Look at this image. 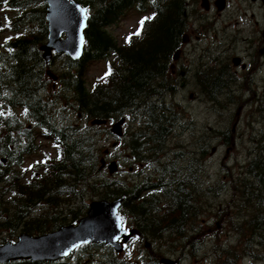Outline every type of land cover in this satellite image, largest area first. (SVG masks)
<instances>
[{
  "label": "trees",
  "instance_id": "obj_1",
  "mask_svg": "<svg viewBox=\"0 0 264 264\" xmlns=\"http://www.w3.org/2000/svg\"><path fill=\"white\" fill-rule=\"evenodd\" d=\"M76 1L88 11L83 55L77 61L57 55L46 64L41 48L49 37L47 4L2 0L14 16L0 28L11 34L0 45V245L23 234L76 226L93 201L121 199L124 226L137 231L133 240L140 250L122 256L109 245H83L61 261L7 264H163L170 255L186 264L192 258L189 226L196 227L190 222L204 217L224 225L242 246L231 248L222 233L214 242L226 241L218 248L234 254L227 253L228 260L215 253L218 264H264V106L257 113L263 129L250 133L251 159L231 160L216 185L203 187L199 178L208 175L207 168L194 156L204 158L210 140L201 137L196 151L187 152L173 140L178 118L163 115V104L174 92L169 66L189 25L188 0ZM132 17L137 27L120 42L112 30ZM56 62L59 67L52 70ZM100 62H106V71L90 88L88 71ZM199 84L221 106L219 98L231 94L235 81L211 78ZM123 117L135 128L126 131L120 151L130 154L131 165L145 171L149 165L153 171L143 175L140 169L133 180L103 170L102 159L109 155L105 140L113 134L107 126L91 125ZM212 133L216 138L224 132ZM43 141L55 155L43 151ZM111 156L120 162L117 154ZM29 158L35 160L26 166ZM221 185L232 191L222 194L213 210L210 196L212 202L219 199Z\"/></svg>",
  "mask_w": 264,
  "mask_h": 264
},
{
  "label": "flooded vegetation",
  "instance_id": "obj_2",
  "mask_svg": "<svg viewBox=\"0 0 264 264\" xmlns=\"http://www.w3.org/2000/svg\"><path fill=\"white\" fill-rule=\"evenodd\" d=\"M187 4L189 25L169 66L172 80L170 87L174 92L171 96L173 102L165 101L163 104L167 108V112L163 113L164 117L167 120L182 117L192 125L193 116H186L181 104L176 102L181 95L184 99H189L194 93L189 99L194 102L195 96L199 94L198 102L201 101L208 108H217L212 106L215 102L209 100L210 96L199 89V82H209L211 78L235 81L229 92L231 94L227 98L224 94L219 100H239L251 110L260 108L264 99L255 92L262 88L264 94V87L256 83L257 78H264V0H188ZM215 105L220 104L216 102ZM243 105L239 107L235 124L226 120L228 122L220 123V127L229 129L232 126L235 133ZM179 126L177 121L173 127ZM182 126L190 128V124ZM202 221L205 222L203 219L190 222L198 225L193 229L189 228L193 236H200L207 231L208 226L215 224ZM198 231L202 233L198 234ZM133 238L126 246L129 256L134 255L133 251L131 252L132 247L140 250ZM203 241L202 239L195 242L192 239L191 249L196 253L194 261L205 257L206 248ZM200 243V247L205 248L201 252L197 250ZM150 247L151 245L147 244L146 248Z\"/></svg>",
  "mask_w": 264,
  "mask_h": 264
},
{
  "label": "water",
  "instance_id": "obj_3",
  "mask_svg": "<svg viewBox=\"0 0 264 264\" xmlns=\"http://www.w3.org/2000/svg\"><path fill=\"white\" fill-rule=\"evenodd\" d=\"M47 4L48 42L41 48L43 59L50 64L54 56L64 54L77 61L82 57L85 45V30L88 23V11L76 0H37ZM122 120L112 128V133L122 137ZM95 121L93 125L105 124ZM105 162L103 161V167ZM118 163L109 164L111 175L118 172ZM122 200L93 201L88 214L76 226H65L57 231L31 236L23 234L15 243L0 245V264L30 260L32 263L55 262L67 258L83 245H109L117 253L124 251L135 230L126 233L120 215ZM164 264H174L163 259Z\"/></svg>",
  "mask_w": 264,
  "mask_h": 264
},
{
  "label": "rangeland",
  "instance_id": "obj_4",
  "mask_svg": "<svg viewBox=\"0 0 264 264\" xmlns=\"http://www.w3.org/2000/svg\"><path fill=\"white\" fill-rule=\"evenodd\" d=\"M13 16H14V13L5 10L4 7L2 6V0H0V28L4 26L8 17H13ZM136 27H137V19L135 17H132V18H129L128 20L124 21L120 25L115 26L112 31H113V34L115 35V37H117L118 40L121 42L124 40V38L126 36H128L130 33L135 31ZM10 36H11V34L9 32L0 33V45L3 41V39L9 38ZM58 67H59L58 62H56L51 67V69L57 70ZM105 71H106V62H101V63L93 66L88 71V74H87L88 86L91 88L92 84L96 81V79L101 77ZM49 72H50V70H49ZM256 83L258 86L264 87V78L263 79L257 78ZM262 92H263V89L261 88L260 90L258 89L257 92H255V93H257L261 98L264 99V94H262ZM193 95H194V93L191 96L193 97ZM171 96H169L165 100L166 103L168 101H171V103L173 102V97H171ZM198 96H199V94L195 96L196 101H194V102L189 101L188 98L184 99L183 95L179 96V101H176V102H179V104H181L182 111L186 112V116H188V117L193 116L192 122H193V124H196V126H195V129H191L193 125H190V128H187L188 130H182V132H176V133H178L179 136L175 138L174 142L177 144V141H179V144H182L185 146V150L187 152H193V153H194V151H196L195 149H196L197 145H199L201 143L200 138L202 136L212 135V133L210 131L211 129L223 131V129L219 126L220 122L226 123V120H228L231 123L235 124V122L237 121V113L239 112V107L243 105V103L240 102L239 100H231V101H227V102L225 100H220L219 102H221V103H223V101H224V105H222V106L215 105L216 104V102H215V104L212 106H217V108H213L211 105H210V107H212V108H208L201 101L200 102L197 101ZM192 97H190V99ZM260 105L263 108L264 101L262 103H260ZM258 110H259V108L257 110H251L250 107H246V105H243V108L241 109L240 115H239V119H240L239 121L240 122L237 125V127H238L239 131L240 132L243 131L244 134L234 135L233 145H234V142H236V146H231V147H229L230 148L229 149L228 147L220 146L219 145L220 142H219L218 146H215V147L213 146L212 148L209 149L212 151L213 154L211 153V155H210L211 157H209V159L207 161L203 162L205 159L202 160V158H201V160L199 162L202 163L203 167H205L207 165L206 166V168H207L206 173L208 175H206V176L210 181H212V182L218 181L219 178L223 176L222 168L225 167V164L227 166H229L231 164V160L234 159V161L236 160L240 164H243V162L246 161L247 155H248V151L246 150V148L248 147V141L250 140V133L253 130L256 131V130L263 129L261 124L259 123L260 116H258V114H257ZM255 120H257V121H255ZM188 123H190V121L187 120V121H183L181 124L186 125ZM131 124H132V122L129 121L127 126H129L130 128H135L134 126L131 127ZM254 124H255V128H253L251 130L252 125H254ZM104 126H107L110 129L113 128L112 125H109V124L104 125ZM127 126L126 125L123 126V129H122L123 135L121 138L119 137L116 140V137L112 136L108 140H105V144H104L105 154L106 155L109 154L108 159H107V164H106L107 168L106 169L108 170L109 164H110V162H112V160H117V159H113L111 156L112 153H115V154H117L120 162H119V168H118L119 172L117 174H115V176L113 175V177H117V178L121 179L122 173H124L125 175L128 176L129 180H133L134 178H136V176L138 177V175L136 174L137 171L135 172V170L138 167H140V166L143 167V166L140 165V166L136 167V166H133L130 163H128L126 160L122 161V158H124V159L126 158V156H125L126 154L124 153L123 150L120 151V147L122 146V142H121L122 140L121 139H123L125 137L124 135H125L126 131H128ZM129 132H131V131H128V133ZM46 143L47 142L43 141V144H45L43 151L46 153H50L52 155H55L53 148H51L48 143L46 145ZM213 148L214 149L216 148V149L213 150ZM110 156H111V159H110ZM34 159L35 158H29L27 160L26 166L31 165L33 163ZM104 160H106V159H104ZM102 161H103V159H102ZM148 171L153 172L152 169L149 166H147L146 172L143 175H147ZM109 175L112 176L111 174H109ZM214 200L218 201L219 199H214ZM221 200H224V197ZM221 200H219V201H221ZM210 203L212 204L214 202L210 201ZM212 206H214L213 210L218 209L215 203L212 204ZM204 219L206 222L207 218H204ZM205 222L202 221V223H205ZM199 224H200V222H199ZM196 225L197 224H194V226H196ZM125 228L128 231L130 230L129 227H125ZM224 228L225 227L223 225V229ZM209 230H211V231H209ZM223 232H224V230H223ZM221 234H222V231L220 229V226H218L217 224H213L211 226H208L207 231L202 233L200 236H193V234H192V239L195 242L200 241L202 239L206 240L208 243L205 244V248L209 247V246H211V248H206V253H205L204 258H201V259H198L195 261H194V258H191V261L187 262L186 264H218V261L220 260V255H218L214 258L215 254L213 253L212 247H215L218 249L219 245H221L223 242H226L224 240H222L219 244H216L214 242V241H216V239L221 237L220 236ZM222 239H224V238H222ZM226 239H230V242L233 245L231 248L236 247L239 250H241L242 246L238 244L236 237L229 236V237H226ZM135 243H134V245H135ZM162 244H164V242H162L160 245H162ZM191 244H193V242H191ZM200 245H201V243L199 244V246H197V250L199 252H201L205 249V248L202 249L200 247ZM135 249L132 247L131 252L134 250L133 254H136V252H137V250H135ZM147 249H151V248H147ZM127 252H128V250L126 249L122 253H118V254H121L122 256H124V255H127ZM190 252H192V249L190 250ZM183 256H185V253ZM167 257L174 260L177 264L178 257L175 258L172 255L167 256ZM225 258L228 259V257H225ZM179 261L181 262V264L183 263L182 259H180ZM239 263L243 264L245 262L241 261ZM247 264H250V263H247ZM252 264H257V263L252 262Z\"/></svg>",
  "mask_w": 264,
  "mask_h": 264
},
{
  "label": "bare ground",
  "instance_id": "obj_5",
  "mask_svg": "<svg viewBox=\"0 0 264 264\" xmlns=\"http://www.w3.org/2000/svg\"><path fill=\"white\" fill-rule=\"evenodd\" d=\"M141 29V28H140ZM84 36H85V34H84ZM60 55H64V54H60ZM83 55V54H82ZM101 63V62H100ZM196 94V93H195ZM189 99H190V97H189ZM174 113V112H173ZM171 115V114H170ZM133 118H135V117H133ZM261 118H262V116H261ZM175 119V118H174ZM122 120H125V122L123 123L124 125H126L127 126V124H128V122L129 121H131L132 122V120L130 119V118H127V117H123L122 119H120L119 121H117V122H109V121H107V120H103V121H105L106 123L105 124H102V125H98V126H104V125H112V127H115V126H117V124L118 123H120ZM129 120V121H128ZM148 120V119H147ZM240 120V119H239ZM95 121H102V120H95ZM95 121H92L91 122V125H93V123L95 122ZM102 121V122H103ZM179 123H180V126L179 127H173V131H174V133H175V131L176 132H182V130H188L187 129V127H185V126H182L183 124H181L184 120H183V118L182 117H179L178 118V120H177ZM245 121V120H244ZM255 121H257V120H255ZM262 121V120H261ZM138 122V121H137ZM226 122H228V121H226ZM238 122H240V121H238ZM246 122V121H245ZM146 123H147V121H146ZM172 123V122H171ZM220 123H222V122H220ZM219 123V124H220ZM255 123V122H254ZM188 124H190L191 125V123H188ZM123 125V126H124ZM136 125V124H135ZM192 128L191 129H195V126H196V124H193L192 123ZM238 125V124H237ZM93 126H97V125H93ZM123 126H122V129H123ZM132 126H134L133 124H131V127ZM177 126V125H176ZM220 126V125H219ZM137 127V126H136ZM127 128H128V130L130 129V127L129 126H127ZM146 128V127H145ZM203 128V127H202ZM241 128V127H240ZM253 128H255V124L254 125H252V128H251V130L253 129ZM131 129H134V128H131ZM139 129V128H138ZM200 129V128H199ZM223 129V131H221V132H224L223 134L221 133V135L219 136V137H211V135L210 136H202V138L204 139V140H210V143H211V146H209V149L210 148H212L213 146L215 147V146H218V143L220 142V146H224V147H231V146H236V142H234V145H233V137H234V135H238V134H240V135H242V134H244V132L242 131V132H240L239 131V129L237 128H235L236 129V132L234 133L233 132V130H232V126H230L229 127V129H224V128H222ZM213 130L214 131H218V130H216V129H211L210 131H211V133L213 132ZM250 130V129H249ZM112 131V130H111ZM201 131V130H200ZM235 131V130H234ZM173 133V132H172ZM113 134V133H112ZM212 135H213V133H212ZM113 136H115L116 137V140H117V138H119L118 136H116L115 134H113ZM124 136H126V135H124ZM176 136L178 137L179 135H178V133H175V138H176ZM121 138V137H120ZM175 138L173 139L174 141H175ZM215 138V139H214ZM226 138H229V143H231L232 145L231 146H228L226 143H225V140H226ZM115 139V138H114ZM122 140V139H121ZM169 140H171V139H169ZM170 142V141H169ZM178 143H179V141H177ZM204 142V141H203ZM227 142H228V140H227ZM170 144H172V142L170 143ZM117 145V144H116ZM180 145V144H179ZM182 145V144H181ZM172 146L174 147L175 146V144H172ZM208 147V146H207ZM206 147V148H207ZM252 144H251V141L249 140L248 141V147L246 148V150L248 151V155H247V159H246V161H244L243 162V164L245 163V162H247L249 159H251V157H252V151H251V149H252ZM201 148V147H200ZM204 148V147H203ZM223 148V147H222ZM198 149V148H197ZM205 149V148H204ZM208 149V152H207V154L205 155V156H207V158L204 156V158H205V160L203 161V162H205V161H207L208 159H209V157H211L210 155H211V153H212V151L211 150H209ZM216 149V148H215ZM214 148H213V150H215ZM230 149V148H229ZM203 150V149H202ZM205 150H207V149H205ZM176 151V150H175ZM190 154H192V153H190ZM199 154V153H198ZM213 154V153H212ZM126 158H125V160L126 159H128V157L130 156V154H128V153H126ZM191 156V155H190ZM189 157V156H188ZM192 157V156H191ZM195 158L197 157V159H198V161H200L201 160V156H197L196 154H195V156H194ZM204 158H202V159H204ZM213 158V157H212ZM188 159V158H187ZM238 160V159H237ZM103 161L105 162V166L103 167ZM103 161H102V168H104L103 170H107L106 168V164H107V160H104L103 159ZM113 161H116L117 163H118V167H119V162L117 161V160H112V162ZM127 161V160H126ZM131 161H133L132 159H128V162H130L131 163ZM176 161V160H175ZM193 162V161H192ZM111 163V162H110ZM239 163V162H238ZM240 164V163H239ZM149 166V165H148ZM207 166V165H206ZM206 166L205 167H203V169H206ZM178 167V166H177ZM225 167H228L226 164H225ZM182 168V167H181ZM139 169H141L142 170V174H144L146 171L144 170V169H142V168H140V167H138L137 168V172H139L140 170ZM107 172L110 174V171H109V169L107 170ZM119 172V171H118ZM117 172V173H118ZM137 172H136V174H137ZM180 172V171H179ZM117 173H115V174H117ZM115 174H114V176H115ZM189 175V174H188ZM113 176V175H112ZM175 176V175H174ZM186 177V176H185ZM224 178H226V177H224ZM170 180V179H169ZM189 180V179H188ZM199 181H201V183H202V185H204L203 187H206V186H211V185H216V183H213L212 181H210L208 178H207V176L205 175V174H202V176H200V178H199ZM229 181V180H228ZM227 181V182H228ZM224 182H226V181H224ZM226 184V183H225ZM223 186V187H222ZM218 188L219 189H222L221 190V192H220V195H219V200H221V195L222 194H230V192L232 191L231 189H230V187L229 186H225V185H221V186H218ZM212 200V198H211V196H210V201ZM213 202L216 204V206H217V204L218 205H220L218 202H216L214 199H213ZM214 203H212V204H214ZM202 207V206H201ZM210 208H211V206H210ZM208 209V208H207ZM218 210V209H217ZM205 211V210H204ZM207 211V210H206ZM120 212V211H119ZM208 215H209V213H208ZM204 216V215H203ZM213 217V216H212ZM205 218V217H204ZM203 218V220H205ZM210 218V217H209ZM214 218V217H213ZM200 219V218H199ZM199 219H197V221H199ZM122 220H123V218H122ZM200 220H202V219H200ZM207 222H211L212 223V221H208V220H206ZM199 223V222H198ZM217 225H220V224H217ZM198 225H196V227H197ZM221 226V225H220ZM191 227V225L189 226V228ZM195 227V226H194ZM221 231H222V233L224 234V239L226 240V237H229L230 236V234L229 233H225V231L226 230H224V232H223V227L221 226ZM225 229V228H224ZM133 230H135V229H133ZM136 231V230H135ZM200 233H202V231H198V234H200ZM137 234V231H136V233H135V235ZM229 234V235H228ZM134 235V236H135ZM190 237L192 238V236L190 235ZM173 238V237H172ZM227 240H229V239H227ZM226 240V241H227ZM174 241V240H173ZM168 242H170V241H168ZM204 243H203V245H205L206 243H208L206 240H204L203 241ZM172 243V242H171ZM170 243V244H171ZM154 247V246H153ZM206 248H211V246H209V247H206ZM215 247H212V249H213V253L215 254V253H219L220 255H222L223 257H226V254L227 253H231V254H234V251H232V250H228V249H225V248H215ZM134 251V250H133ZM89 254V253H88ZM236 256V255H235ZM191 257L192 258H196V253L194 252V250H192V252H191ZM245 258H247V259H250V257H245ZM165 259H170V258H165ZM164 259V260H165ZM170 260H172V259H170ZM241 260H242V258H241ZM251 260V259H250ZM172 261H174V260H172ZM175 262V261H174ZM249 263H251L252 264V261H248ZM163 263V262H162ZM164 264V263H163ZM174 264H176V262L174 263Z\"/></svg>",
  "mask_w": 264,
  "mask_h": 264
},
{
  "label": "snow or ice",
  "instance_id": "obj_6",
  "mask_svg": "<svg viewBox=\"0 0 264 264\" xmlns=\"http://www.w3.org/2000/svg\"><path fill=\"white\" fill-rule=\"evenodd\" d=\"M146 19H147V18H146ZM140 23H141V28H143L144 20H142ZM136 34L139 35V32H137Z\"/></svg>",
  "mask_w": 264,
  "mask_h": 264
}]
</instances>
